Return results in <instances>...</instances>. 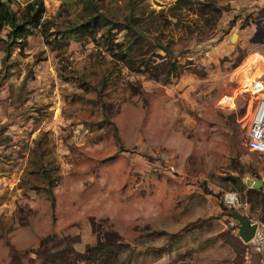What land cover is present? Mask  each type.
Instances as JSON below:
<instances>
[{
    "label": "rangeland",
    "instance_id": "1",
    "mask_svg": "<svg viewBox=\"0 0 264 264\" xmlns=\"http://www.w3.org/2000/svg\"><path fill=\"white\" fill-rule=\"evenodd\" d=\"M94 1L42 0L22 48L0 28V264H261L228 213L264 223V196L247 192L254 178L264 192V160L243 146L251 85H264V39L250 42L264 0H191L176 18L175 0ZM210 1L221 13L207 22ZM152 10L168 51L122 29ZM98 13L99 29L58 35ZM109 40L131 45L130 68ZM40 137L53 204L22 180Z\"/></svg>",
    "mask_w": 264,
    "mask_h": 264
},
{
    "label": "trees",
    "instance_id": "2",
    "mask_svg": "<svg viewBox=\"0 0 264 264\" xmlns=\"http://www.w3.org/2000/svg\"><path fill=\"white\" fill-rule=\"evenodd\" d=\"M87 1L89 5H92V7H96L94 5V0ZM190 2L191 0H175L173 5L167 8V17L170 16L176 18L178 16L177 13H180V11L185 9L187 6L189 7ZM198 5V8L200 9L201 14H203V16L210 13L212 14L209 18H205L207 22H212L220 16L221 9L215 6L213 2L210 1L208 3H198ZM43 12L44 6L42 0L28 1L24 5V7L17 12L11 10L5 0H0V28L2 26L8 28L5 34L6 39L9 42L8 44L10 45L11 43H15L19 45V48H22L27 36L31 33L34 28L37 27ZM151 14L152 16L147 18L148 20L145 19L147 21H145L143 17L140 16V26L137 28V30L134 29V26L133 28L128 25L123 26L122 29H126L130 32H133L134 34L140 35V39L146 41L144 42L146 44H151L153 43V41H156L154 46H157L164 51H168L169 48L167 46L162 45L158 40V37L161 39L163 33V28L161 25L167 23L168 18L164 17L162 22H160L159 12H155L154 10H152ZM99 15L102 14L98 13L97 15L88 16L80 23L73 26L71 29L64 30L61 34L58 35L62 37H70L74 35L78 30L82 32H86L91 29L97 30L99 29V27L102 26V24L97 23V16ZM101 17L107 20L104 16ZM212 25L213 24H211V26ZM110 27L114 28L116 26L109 22V25L107 26L106 30L108 31L109 29H111ZM183 27H185L187 30H190L189 26L184 25ZM154 31L157 32V38L155 35H152ZM149 35L151 37V40L148 39L150 38ZM109 45V51H111L112 49L113 51L114 49L117 50L112 54V56H115L117 60H122L124 64L128 68H130L131 60H129L128 54H130L131 52V45H121L120 42L112 44V42L110 43V40ZM57 168L58 167L54 163V160L49 158V151L48 147L46 146L45 138H38L37 140L33 141L32 146L28 150L26 165L23 170L24 176L22 177L25 187L35 191L40 195L45 196L48 200H50V203L53 204L52 189L59 179ZM247 192L255 196H264V192H261L260 190L249 188ZM219 207L221 210H225V207L221 204L219 205ZM263 207L262 209L264 210ZM94 251L93 248L87 249V253L89 254H91V252L93 253ZM93 258L94 256H87L85 259H88V261L92 263L96 261V259ZM82 259H84V257H82Z\"/></svg>",
    "mask_w": 264,
    "mask_h": 264
},
{
    "label": "built area",
    "instance_id": "3",
    "mask_svg": "<svg viewBox=\"0 0 264 264\" xmlns=\"http://www.w3.org/2000/svg\"><path fill=\"white\" fill-rule=\"evenodd\" d=\"M259 91L261 93H258ZM250 94L255 96L253 99L255 102L249 115L243 146L248 152L262 154L264 160V85H261V82H253ZM257 94H260L258 98L256 97ZM252 222L256 224V229L251 240L255 241L256 246L261 248L264 256V223L260 221Z\"/></svg>",
    "mask_w": 264,
    "mask_h": 264
},
{
    "label": "water",
    "instance_id": "4",
    "mask_svg": "<svg viewBox=\"0 0 264 264\" xmlns=\"http://www.w3.org/2000/svg\"><path fill=\"white\" fill-rule=\"evenodd\" d=\"M264 39V28L260 25V22L256 23L255 31L250 39L252 43H262ZM262 157V154H258ZM252 189L259 190L262 187V182L257 178L252 180ZM233 219L238 223L237 225V235L242 240V242L250 241L256 229V224L248 219L244 214L239 213L236 210L229 211L228 213Z\"/></svg>",
    "mask_w": 264,
    "mask_h": 264
},
{
    "label": "crops",
    "instance_id": "5",
    "mask_svg": "<svg viewBox=\"0 0 264 264\" xmlns=\"http://www.w3.org/2000/svg\"><path fill=\"white\" fill-rule=\"evenodd\" d=\"M207 195V194H206ZM252 241V240H251ZM261 252V251H260ZM262 253V252H261ZM261 264H264V259L262 260V263Z\"/></svg>",
    "mask_w": 264,
    "mask_h": 264
},
{
    "label": "bare ground",
    "instance_id": "6",
    "mask_svg": "<svg viewBox=\"0 0 264 264\" xmlns=\"http://www.w3.org/2000/svg\"><path fill=\"white\" fill-rule=\"evenodd\" d=\"M233 38H234V37H233ZM233 38H232V39H233ZM258 86H259V85H258ZM258 88H259V87H258Z\"/></svg>",
    "mask_w": 264,
    "mask_h": 264
}]
</instances>
